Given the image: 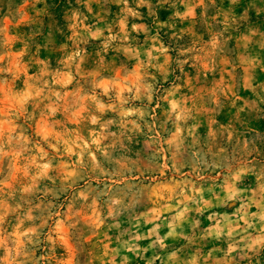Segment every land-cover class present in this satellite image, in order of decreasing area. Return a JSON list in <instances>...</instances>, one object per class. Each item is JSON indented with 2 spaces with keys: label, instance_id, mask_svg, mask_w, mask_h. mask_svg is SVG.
Returning <instances> with one entry per match:
<instances>
[{
  "label": "rangeland",
  "instance_id": "rangeland-1",
  "mask_svg": "<svg viewBox=\"0 0 264 264\" xmlns=\"http://www.w3.org/2000/svg\"><path fill=\"white\" fill-rule=\"evenodd\" d=\"M0 264H264V0H0Z\"/></svg>",
  "mask_w": 264,
  "mask_h": 264
}]
</instances>
